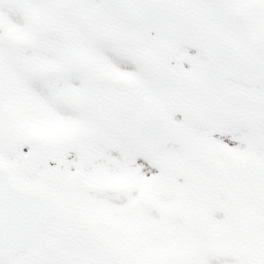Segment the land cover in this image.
<instances>
[{
  "label": "snow or ice",
  "instance_id": "obj_1",
  "mask_svg": "<svg viewBox=\"0 0 264 264\" xmlns=\"http://www.w3.org/2000/svg\"><path fill=\"white\" fill-rule=\"evenodd\" d=\"M0 264H264V0H0Z\"/></svg>",
  "mask_w": 264,
  "mask_h": 264
}]
</instances>
